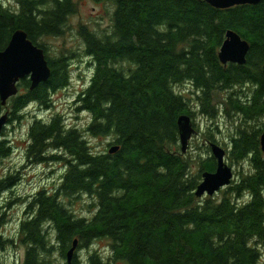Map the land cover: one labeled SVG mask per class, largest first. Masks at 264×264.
I'll list each match as a JSON object with an SVG mask.
<instances>
[{
    "label": "trees",
    "instance_id": "trees-1",
    "mask_svg": "<svg viewBox=\"0 0 264 264\" xmlns=\"http://www.w3.org/2000/svg\"><path fill=\"white\" fill-rule=\"evenodd\" d=\"M14 1L17 9L0 5V50L15 30L25 31L43 49L50 76L33 89L29 79L20 80L16 95L4 105L0 99V116L7 112L9 122L18 121L31 102L50 107L52 93L68 84L69 59L84 53L93 66L76 95L77 110L91 119L84 131L109 137L108 147L118 145L113 153L93 151L59 114L32 120L26 161L61 163L64 170L52 192H35L26 206L19 225L22 264L65 259L75 238L80 248L105 240V260L114 264H264V160L248 124L264 117V0L225 9L206 0H112L110 29L78 26L83 50L62 47L55 57L47 40L65 35L76 0ZM227 29L249 44L244 64L219 62ZM184 83L194 89L190 96L175 90ZM218 111L240 116L229 157L250 156L249 171H240L220 195L197 197L201 173L216 163L198 156L192 172L194 159L180 152L177 117L211 119ZM5 143L0 140L1 156L9 153ZM14 178L0 179V191ZM75 194L93 198L90 218L74 215L60 200ZM6 241L0 237V248ZM103 260L94 252L87 264Z\"/></svg>",
    "mask_w": 264,
    "mask_h": 264
},
{
    "label": "rangeland",
    "instance_id": "rangeland-1",
    "mask_svg": "<svg viewBox=\"0 0 264 264\" xmlns=\"http://www.w3.org/2000/svg\"><path fill=\"white\" fill-rule=\"evenodd\" d=\"M76 2L77 12L69 17L65 35L47 40L51 57L57 56V51L62 47L79 52L83 50V40L77 32L80 25H86L97 33L110 29L111 15L115 6L112 0H76ZM0 5L17 9L14 0H0ZM69 63L68 84L52 93L50 107L45 108L31 102L20 112L22 116L18 121L9 122L6 118L0 129V140H6L5 144L10 145L8 155H0V179L5 178L8 174H13L15 177L9 187L0 191V237L7 240L0 248V262L3 264H22L25 247L20 242L19 225L25 217L26 206L36 191L42 189L48 192L53 191L59 185L63 173L64 166L61 163L29 164V161H26L24 151L28 144L27 130L32 120L36 117L48 121L55 114L61 115L67 127H76L82 132L83 137L95 152L105 151L108 148L107 144L112 141L109 137H94L84 131L91 119L86 111L77 110L76 95L88 84L87 81L91 77L93 66L89 59L84 56V53L79 59H69ZM175 90L190 96V92L194 89L189 84L184 83L177 85ZM222 93L223 91L217 95L220 94L221 97ZM239 96L241 99L243 98L242 95L239 94ZM216 100L219 104L221 98L217 97ZM258 120L261 127L264 117H260ZM193 121L195 133L191 135L186 151L180 152L193 158L195 162L198 156L205 158L211 155L209 141L214 143L218 141L217 144L223 148L220 143L225 140L228 142L231 135L237 131V125L241 118L236 112L231 114L220 112L211 119L196 113ZM248 124H254L256 127L257 120L249 121ZM248 160L249 157L240 160L242 161L241 166L238 163H232L234 179L240 175V171H249ZM191 169L193 173L197 172L199 167L196 162L192 163ZM220 190L213 195H220ZM60 200L76 216L90 218L95 212L94 200L90 196L75 194L71 197L60 196ZM47 230V234L52 236L51 228H47ZM106 245L105 240H96L85 247H77L75 256L78 264H87L88 256L94 252L104 259L103 264H114L105 260L109 255V249ZM52 264H65V259L55 255Z\"/></svg>",
    "mask_w": 264,
    "mask_h": 264
},
{
    "label": "water",
    "instance_id": "water-1",
    "mask_svg": "<svg viewBox=\"0 0 264 264\" xmlns=\"http://www.w3.org/2000/svg\"><path fill=\"white\" fill-rule=\"evenodd\" d=\"M215 8L225 9L242 4H256L259 0H206ZM249 50L248 42L231 29H227L224 39L218 49V58L222 64H244ZM50 76V67L45 53L41 47L34 44L28 38L25 31L15 30L6 47L0 50V99L2 105L6 100L17 94V84L27 78L30 81V89L45 82ZM7 118V112L0 116V129ZM179 142L182 152L186 151L188 141L194 133L190 117L180 115L177 118ZM261 150L264 153V131L260 136ZM117 146H112L109 152H115ZM211 153L216 159L215 170L202 173V180L197 185L194 193L200 197L204 193L212 195L221 188L227 186L233 177V168L224 161L225 151L217 144H211ZM77 246L74 239L72 246L66 252L67 264H72V258Z\"/></svg>",
    "mask_w": 264,
    "mask_h": 264
},
{
    "label": "flooded vegetation",
    "instance_id": "flooded-vegetation-1",
    "mask_svg": "<svg viewBox=\"0 0 264 264\" xmlns=\"http://www.w3.org/2000/svg\"><path fill=\"white\" fill-rule=\"evenodd\" d=\"M192 120H193V118H192ZM259 124H260V121L257 120V125H256L254 131H255L256 137L258 138V147H259V150L261 151V147H260V136H261L262 132L264 131V122L261 124V127H260ZM239 136H240V134L237 131H235L234 134L231 135V137L229 138V140H228L229 143L226 140L223 141L222 143H220V144H222L223 149L226 151L225 152L226 153V161H227V163H229L231 165H232V163L233 164L238 163V165H242V161H239V162L237 160H232L231 161V159L229 157V151L233 147V140L239 138ZM216 142L219 143L218 141H216ZM210 143L211 142L209 141V144ZM249 158H250V156H249ZM261 158L264 160V155L263 154H262V157Z\"/></svg>",
    "mask_w": 264,
    "mask_h": 264
},
{
    "label": "bare ground",
    "instance_id": "bare-ground-1",
    "mask_svg": "<svg viewBox=\"0 0 264 264\" xmlns=\"http://www.w3.org/2000/svg\"><path fill=\"white\" fill-rule=\"evenodd\" d=\"M232 30V29H231ZM234 31V30H233ZM182 115H187V114H182ZM180 116V115H179ZM178 116V117H179ZM187 116H189V115H187ZM177 117V118H178ZM190 117V116H189ZM190 120H191V124H192V127H193V129L195 130V127H194V121L192 120V118L190 117ZM177 127H178V125H177ZM178 133H179V131H178ZM178 144H179V147H180V142H179V140H178ZM112 146H117L118 147V145L117 144H113V145H110L109 147H108V152H109V149H110V147H112ZM260 147H261V145H260ZM118 150V149H117ZM180 151H181V148H180ZM225 151V150H224ZM226 152V151H225ZM261 152H262V150H261ZM109 153H113V152H109ZM226 154V153H225ZM262 154L264 155V153L262 152ZM210 156H212V157H214L213 155H212V153H211V155ZM214 159H215V157H214ZM224 161L226 162V160H225V155H224ZM215 163H216V159H215ZM215 170V169H214ZM213 170V171H214ZM205 172V171H204ZM210 172H212V171H210ZM232 179H233V177H232ZM231 182V181H230ZM200 183V182H199ZM230 184V183H229ZM228 184V185H229ZM227 185V186H228ZM226 187V186H225ZM224 188V187H223ZM216 193V192H215ZM214 194V193H213ZM212 194V195H213ZM212 195H207V193H204L202 196H200V197H204V196H212ZM198 197V196H197ZM75 239H77V238H75ZM73 242V241H72ZM71 246H72V243H71ZM70 246V247H71ZM68 250V249H67ZM67 252V251H66ZM66 252H65V264H67V262H66ZM74 257V256H73ZM73 259V258H72Z\"/></svg>",
    "mask_w": 264,
    "mask_h": 264
}]
</instances>
